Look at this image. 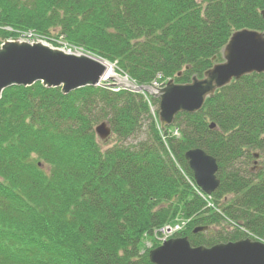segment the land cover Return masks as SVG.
<instances>
[{
    "label": "trees",
    "instance_id": "trees-1",
    "mask_svg": "<svg viewBox=\"0 0 264 264\" xmlns=\"http://www.w3.org/2000/svg\"><path fill=\"white\" fill-rule=\"evenodd\" d=\"M244 29L264 32V0H0V43L56 34L142 88L202 79ZM157 105L106 83L2 92L0 264H151L144 237L177 218L188 223L174 238L191 247L264 242V171L250 168L253 151L264 157V74L232 81L164 131ZM100 123L118 140L106 150ZM143 128L145 140L124 145ZM191 149L217 163L210 197L195 187Z\"/></svg>",
    "mask_w": 264,
    "mask_h": 264
},
{
    "label": "water",
    "instance_id": "water-1",
    "mask_svg": "<svg viewBox=\"0 0 264 264\" xmlns=\"http://www.w3.org/2000/svg\"><path fill=\"white\" fill-rule=\"evenodd\" d=\"M221 56L223 61L207 70L202 79L193 77L188 84L169 80L164 88L152 93L159 100L162 131L172 125L178 114L199 112L206 99L233 80L264 74V32L244 29L233 33ZM102 63L87 54L65 53L41 43H7L0 50V98L7 88L29 87L36 82L49 88L61 87L65 94L95 87L104 79ZM214 127L210 125L211 129ZM95 133L106 141L111 130L107 123H101ZM184 157L196 186L206 195L215 192L219 186L215 159L201 149H191ZM206 230L196 228L193 233ZM148 260L151 264H264V243L244 239L206 248L191 247L187 238H172L150 251Z\"/></svg>",
    "mask_w": 264,
    "mask_h": 264
},
{
    "label": "rangeland",
    "instance_id": "rangeland-1",
    "mask_svg": "<svg viewBox=\"0 0 264 264\" xmlns=\"http://www.w3.org/2000/svg\"><path fill=\"white\" fill-rule=\"evenodd\" d=\"M25 34H28V32H26ZM35 36H36V39H30L29 41H28V39H20V40L16 39V40H8L4 43H0V50L3 48L4 45H6L7 43H11V42H14V43H37L38 41H36V40H39V41L42 40L43 42L46 41V40L42 39L41 37H39L38 35H35ZM53 37L56 38V34H54ZM55 38L51 39V41H46L47 44L49 43L50 47H52L53 49L60 50L63 52H67V53H75V52L83 53L80 50L72 49L67 43H65V41L57 40ZM19 41H21V42H19ZM113 68L115 71L114 66H113ZM115 74L120 80L121 79L125 80L127 78L121 74H117L116 72H115ZM126 80L127 81L124 84L119 83L117 80H114V79L113 80L112 79L105 80V81H103V83L108 84L109 86H111L114 89H116V88H127L129 90H134L137 92L138 90L133 89V87L134 88H138V87L132 86L134 84L132 82H130V80L128 78ZM128 80L132 85L128 82ZM150 90H152V89H150ZM150 90L147 89V91H146L147 94H149L148 91H150ZM138 93L142 94V93H144V91H139ZM157 109H158L157 107H155V108L152 107L151 112H154ZM174 135H176L175 132H174ZM146 138H147V133H146L145 128H143L142 131L138 132L136 135H134L133 137H131L127 141H125L124 145H130V144L134 145L140 141L145 140ZM97 140H98V143H99L100 147L102 148V150H106L118 142V140L116 139L115 136H113V134H111V136L106 141L100 140L99 138H97ZM257 152L258 151H253V153H257ZM253 162L255 163V165L253 164ZM253 162L251 163L250 168H255L256 171L261 170V169L264 171V157H259L258 159H253ZM208 206H210V207L213 206L211 199L208 200ZM176 220L179 224H176L174 226L175 227L178 226V231L176 233H179L186 227V224L188 223V221H185V220L180 219V218H177ZM175 234L172 232V233H169V234L163 236L158 231L157 233H154V235L152 236L153 237L152 239H147V237H144L143 242H142L141 253H144L146 251H148V253H149V251L154 249L153 246H155V244H157L158 246L160 245L159 243H160L161 239L162 240L166 239V241H167L169 239H172ZM260 242L264 243L263 241H260Z\"/></svg>",
    "mask_w": 264,
    "mask_h": 264
},
{
    "label": "bare ground",
    "instance_id": "bare-ground-1",
    "mask_svg": "<svg viewBox=\"0 0 264 264\" xmlns=\"http://www.w3.org/2000/svg\"><path fill=\"white\" fill-rule=\"evenodd\" d=\"M44 44V43H43ZM102 66L105 68V75H104V80H110V79H114V80H117L119 83H122L124 84L125 83V80L124 79H119L116 74H115V71H114V68L112 65H110L109 63L107 62H103L102 63Z\"/></svg>",
    "mask_w": 264,
    "mask_h": 264
},
{
    "label": "built area",
    "instance_id": "built-area-1",
    "mask_svg": "<svg viewBox=\"0 0 264 264\" xmlns=\"http://www.w3.org/2000/svg\"><path fill=\"white\" fill-rule=\"evenodd\" d=\"M178 230V226L174 227V229H172L170 232H174ZM170 232H168L167 234H169Z\"/></svg>",
    "mask_w": 264,
    "mask_h": 264
}]
</instances>
